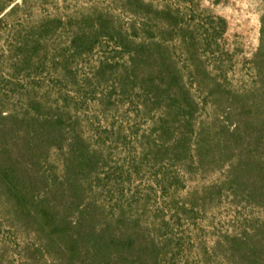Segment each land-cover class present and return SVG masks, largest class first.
Masks as SVG:
<instances>
[{"label": "trees", "instance_id": "trees-1", "mask_svg": "<svg viewBox=\"0 0 264 264\" xmlns=\"http://www.w3.org/2000/svg\"><path fill=\"white\" fill-rule=\"evenodd\" d=\"M5 11L1 8L0 16ZM134 13L140 26L132 24L130 31L138 38L121 40L127 64L116 72L104 63L97 75L99 81L112 77V93L117 92L120 101L136 100L139 113L158 111L151 135L143 137V157L151 156L154 162L168 157L202 171L224 168V180L204 190L202 205L229 190L233 198L264 209V17L259 45L250 60L251 83L236 89L224 70L223 53L215 69L200 55L202 46L210 48L213 40L225 35L226 20L217 18L219 28H205L201 40L196 37L200 27L185 22L184 14L145 0ZM96 27L105 29L101 23ZM176 43L185 66L176 59ZM70 45L78 55L92 50L94 41L79 34ZM72 57L60 60L66 81L72 78L66 66ZM44 63L26 54L11 67L18 72ZM34 93L27 98L24 120L0 112V201L9 222L32 232L57 264H158L157 243L147 236L140 219L128 213L121 200V182L110 176L100 178L98 169L106 164L104 150L93 146L78 129L77 119L66 106L71 96L61 95L50 104ZM112 93L103 107H112ZM202 110L207 113L205 120L198 117ZM54 152L60 154L61 168L45 170L43 163ZM156 184L165 191L172 182ZM105 190L122 195L112 217L99 201ZM193 201L198 204L197 199ZM217 252L229 264H264V221L252 220V230L228 236Z\"/></svg>", "mask_w": 264, "mask_h": 264}, {"label": "rangeland", "instance_id": "rangeland-1", "mask_svg": "<svg viewBox=\"0 0 264 264\" xmlns=\"http://www.w3.org/2000/svg\"><path fill=\"white\" fill-rule=\"evenodd\" d=\"M140 1L0 0V9L6 8L0 16V112L7 117L15 114L19 120L27 118V98L34 89L41 102L50 104L61 95L71 96L66 106L77 119L78 129L93 146L104 150L106 164L98 169L100 178L110 176L121 182L123 197L115 190L99 194L109 216L114 215L112 208L122 197L128 213L140 219L147 236L157 243L158 264H229L217 252L218 245L228 236L252 230V220L264 221V209L244 198H233L229 190L202 205L204 190L222 182L225 169L202 171L168 157L158 162L143 157V137L151 135L158 111L139 113L136 100L120 101L117 92L112 93V77L99 81L97 71L102 64L114 66L116 72L127 64L121 40L138 38L130 28L132 24L140 26L134 13ZM145 1L184 14L185 22L200 27L196 37L201 40L205 28L218 27L217 18L226 20L225 35L213 40L210 48L202 46L200 55L215 69L214 63L223 53V67L232 88L251 83L250 60L259 45L264 0ZM100 23L105 26L103 31L96 27ZM79 34L92 39L94 47L76 55L70 43ZM174 49L176 59L185 66L178 43ZM26 54L44 59L43 67L14 72L13 61ZM64 56H73L66 64L72 74L69 81L61 76ZM111 93L112 107H103ZM206 114L202 110L198 117L205 120ZM67 126L71 130L70 122ZM43 167L59 171V152L45 160ZM164 180L172 182L165 191L156 184ZM4 207L0 201V264H57L32 232L9 222Z\"/></svg>", "mask_w": 264, "mask_h": 264}]
</instances>
